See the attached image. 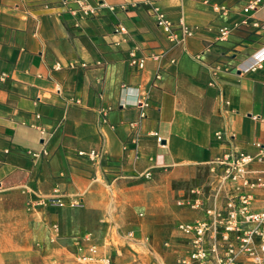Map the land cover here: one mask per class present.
I'll return each mask as SVG.
<instances>
[{"label":"crops","instance_id":"obj_1","mask_svg":"<svg viewBox=\"0 0 264 264\" xmlns=\"http://www.w3.org/2000/svg\"><path fill=\"white\" fill-rule=\"evenodd\" d=\"M219 1L228 14L199 0H0L1 252L17 264H77L66 251L91 233L119 251L114 264H175L185 242L177 223L195 216L178 201L193 189L211 193L212 161L226 149L215 134L248 152L264 142V28L254 25L264 5L247 15L249 0ZM155 7L197 34L171 43ZM133 49L162 56L138 70L128 63ZM145 99L147 116L133 128ZM91 149L104 153L101 163L78 156ZM56 194L66 206H29Z\"/></svg>","mask_w":264,"mask_h":264},{"label":"built area","instance_id":"obj_2","mask_svg":"<svg viewBox=\"0 0 264 264\" xmlns=\"http://www.w3.org/2000/svg\"><path fill=\"white\" fill-rule=\"evenodd\" d=\"M199 1L210 5L222 15L229 12V8L222 1ZM79 5L80 9L89 15H94L97 11V7H91L86 3L79 2ZM263 5L264 0H249L244 13L249 15ZM154 11L158 27L171 43L182 44L197 34L195 27L183 21L179 24L174 23L159 7H155ZM247 22L248 18H245L231 26H223L219 30L217 40L227 39L233 31ZM254 25L264 28V23L256 22ZM119 28L125 30L123 25ZM161 56L160 54L139 56L137 50L133 49L129 53L128 63L131 67L141 70L145 68L148 58L158 60ZM6 76L7 74L3 73L0 78ZM160 78L161 71H158L153 84ZM75 102L78 103L80 100L75 99ZM138 102V106L141 107L140 119L130 122L133 128H136L140 120L147 116L145 109L150 106L148 99ZM110 109L111 107L101 108L102 123L107 122ZM41 132L44 133L45 129L42 128ZM152 135L158 142L162 141L157 131H153ZM215 137L226 145V149L212 161L211 171L214 180L209 186L211 193L205 195L202 189H193L191 194L194 196L178 201L179 206L193 211L195 216L177 223L176 228L185 242L183 248L175 253V264H264V199L259 198V194H264V142H256V151L248 152L232 145L223 131H218ZM138 141V135L134 134L130 138L135 148ZM43 153L47 154V151L44 149ZM29 154L33 157L39 155L31 151ZM78 156L88 159L91 163H101L104 159V153L97 149L79 151ZM143 176L149 177L151 173L147 171ZM39 205L64 207L66 202L59 194L29 202L31 208ZM79 205L78 199L70 202L72 207ZM60 237L59 224H52L50 243H57ZM164 247L178 248L172 246L170 241H165ZM66 252L77 264H114L115 256L119 253L111 244H100L91 233L73 238L72 245Z\"/></svg>","mask_w":264,"mask_h":264},{"label":"rangeland","instance_id":"obj_3","mask_svg":"<svg viewBox=\"0 0 264 264\" xmlns=\"http://www.w3.org/2000/svg\"><path fill=\"white\" fill-rule=\"evenodd\" d=\"M11 253L10 252H1L0 251V264H9L10 262H14L15 264H17V260L13 257H10Z\"/></svg>","mask_w":264,"mask_h":264}]
</instances>
